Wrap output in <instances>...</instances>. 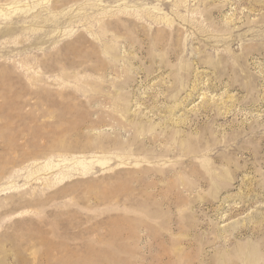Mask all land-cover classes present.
Listing matches in <instances>:
<instances>
[{"label":"rangeland","instance_id":"1","mask_svg":"<svg viewBox=\"0 0 264 264\" xmlns=\"http://www.w3.org/2000/svg\"><path fill=\"white\" fill-rule=\"evenodd\" d=\"M0 264H264V0H0Z\"/></svg>","mask_w":264,"mask_h":264}]
</instances>
